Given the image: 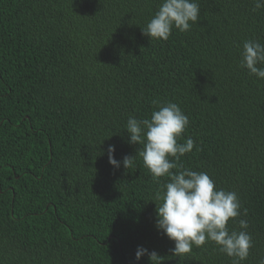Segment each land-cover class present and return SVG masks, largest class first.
<instances>
[{
  "label": "trees",
  "instance_id": "16d2710c",
  "mask_svg": "<svg viewBox=\"0 0 264 264\" xmlns=\"http://www.w3.org/2000/svg\"><path fill=\"white\" fill-rule=\"evenodd\" d=\"M160 2L0 0V264H150L138 246L162 264H231L213 242L173 256L155 225L159 184L124 130L153 101L189 118L178 163L237 193L228 228L244 219L253 239L242 264L264 259V80L238 66L244 41L264 44V8L196 0L189 31L150 40ZM109 145L132 167L111 165Z\"/></svg>",
  "mask_w": 264,
  "mask_h": 264
},
{
  "label": "clouds",
  "instance_id": "9594fccd",
  "mask_svg": "<svg viewBox=\"0 0 264 264\" xmlns=\"http://www.w3.org/2000/svg\"><path fill=\"white\" fill-rule=\"evenodd\" d=\"M264 8V0H254L253 11ZM200 6L196 0H161L152 18L142 28V34L150 40H167L173 27L187 32L192 24L199 21ZM239 67L249 75L264 80V44L256 40H246L240 49ZM155 109L150 118H127L124 130L128 133V143L142 145L138 154L143 165L159 184L155 195L157 218L155 225L170 240L174 247L173 256L190 253L193 247H203L213 242L220 253L231 258V264H242L253 247V239L247 231L249 224L240 219L239 231L229 230L228 221L241 215V202L235 191L219 189L206 172L184 168L178 162L190 153L195 141L183 138L189 118L178 104L167 101H153ZM115 146L107 149L111 165L127 170L132 167L134 156H125L122 161L114 158ZM173 157L174 159H169ZM177 169L176 172L171 171ZM161 177H168L161 183ZM247 210H244V215ZM147 255L150 264H162V255L155 250L138 246L135 253L139 260ZM264 264V259L259 261Z\"/></svg>",
  "mask_w": 264,
  "mask_h": 264
}]
</instances>
